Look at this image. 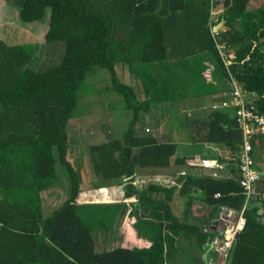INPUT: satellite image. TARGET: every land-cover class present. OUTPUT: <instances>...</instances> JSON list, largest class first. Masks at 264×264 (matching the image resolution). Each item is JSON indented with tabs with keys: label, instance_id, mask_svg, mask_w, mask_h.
<instances>
[{
	"label": "trees",
	"instance_id": "trees-1",
	"mask_svg": "<svg viewBox=\"0 0 264 264\" xmlns=\"http://www.w3.org/2000/svg\"><path fill=\"white\" fill-rule=\"evenodd\" d=\"M2 1L17 9L26 23L41 20L50 9L44 43L62 42L65 50L58 65L35 70L36 48L0 40V264H174L182 249H192L191 264H207L215 218L208 226L195 225L190 222L191 207L197 199L211 211L220 206L242 209L239 125L232 112L209 108L205 117L189 123L191 145L221 146L231 154L228 172L179 171L170 185L153 181L140 187L139 172L183 167L192 158L175 142L138 135L136 124L140 113L154 107L202 101L224 91L228 74L217 45L229 55L238 85L257 95L255 106L264 113V43H259L264 39V3L253 7L251 0H220L218 21L224 20V27L213 35L210 0ZM211 58L217 71L211 68ZM118 65L140 84L142 99L119 79ZM100 70L110 76L104 91L118 97L121 110L132 113L120 136L91 145L86 152L92 186L122 187L123 198L112 216H104L100 203H80L88 186L82 185L68 158L69 122L80 114L81 99L101 93L88 82ZM252 143L256 159L264 152V133L255 134ZM58 167L67 182L60 181ZM226 174L231 177L224 178ZM59 183L66 199L49 206L53 210L45 216L42 194ZM257 186L264 191V172ZM263 207L264 198L245 209L246 224L229 264H264V221L258 213ZM131 208L144 220L128 217L127 228L133 224L148 245L98 251V235L107 230L103 220L119 229Z\"/></svg>",
	"mask_w": 264,
	"mask_h": 264
},
{
	"label": "rangeland",
	"instance_id": "rangeland-1",
	"mask_svg": "<svg viewBox=\"0 0 264 264\" xmlns=\"http://www.w3.org/2000/svg\"><path fill=\"white\" fill-rule=\"evenodd\" d=\"M257 5H263L261 0H257ZM255 4L251 3L250 6H254ZM222 12V6H219ZM218 14H215V22L218 19ZM49 18H50V9H47L43 18L37 22L26 23L20 20L18 16V10L12 9L5 2L0 0V40L4 41L9 45H18V44H31L34 48H36L35 53V64L39 68L35 69L34 65L31 64L29 68L35 70H44L47 68H52L58 65L64 55L65 45L62 42L52 43L50 45L45 44L44 35L49 27ZM37 60V62H36ZM211 68L216 70V63L211 58ZM218 70V68H217ZM216 70V71H217ZM116 72L119 79L131 85L139 98L142 99V93L140 90V84L135 81L133 78L129 76V73L126 68H122L119 65L116 66ZM94 88L100 90V94H92L88 97H84L80 100V114L77 117L72 119L69 122V160L73 163L76 168L79 178L81 179L82 185L88 186V189H84L83 193L80 195V201H93L95 203H100L104 207V216H111L116 212V207L120 204V198L122 197V192L117 193L114 192L116 189L107 188V189H97V187L93 188V175L91 170L87 166L86 161V152L89 146L103 143L107 140H111L115 137L120 136L127 128L128 122L132 117V113L128 111L121 110L119 104L117 103L118 97H116L112 93H107L104 91L105 86H109L110 84V76L106 70H100L98 75L93 77L91 81ZM224 91H221L220 94L211 96L206 98L200 102L193 100H184L181 102L170 103L167 107H154L149 113H140L139 121L136 124V133L141 136H154L159 140L167 139L173 142L180 144L185 148L188 143H190L189 137V123L190 120L194 117H205L207 111H209L208 106L211 104V101L214 98L222 95L223 92H229V86L227 82L222 86ZM207 107V108H205ZM217 147V146H216ZM188 149H191L189 147ZM220 152L218 153L220 158L222 159L223 164L228 163L230 159H233L231 154L218 146ZM185 151V149H184ZM186 152V151H185ZM181 155V154H179ZM176 156L172 158V162ZM255 159V158H254ZM257 167L261 171L264 172V156L262 151L258 152L257 158L255 159ZM195 163V162H194ZM189 164V163H188ZM193 164V163H192ZM205 162L202 165L205 167ZM191 165V164H190ZM207 166H211L210 162ZM191 168L186 166V169H190V172H194L195 174L200 173V168H195V165H191ZM181 167L172 166V174L175 177L178 175L175 172H179ZM185 169V166L182 167ZM206 168V167H205ZM163 170V169H162ZM153 171L148 172L143 170L136 175V184L138 186L147 187L151 182L157 181L161 184L170 185L172 181L170 179H166L163 181V173L165 171ZM187 171V170H186ZM58 177L61 182H67L65 176V171L63 168L58 167ZM172 179V178H171ZM175 179V178H174ZM173 179V180H174ZM100 184V183H98ZM258 185V184H257ZM256 185V186H257ZM110 189V190H109ZM55 193H58L56 200V204H59L63 200L66 199V190L62 187V184L54 188ZM45 199H50V195L42 194ZM107 202V203H104ZM251 203L253 201H250ZM195 209H192V213L190 216V222L195 225L204 226L210 225L208 221L210 218L217 219L220 209L215 208L211 211L209 207L203 204L199 200L194 201ZM107 209V211H106ZM52 207L43 208V213L48 215L50 211H52ZM262 214V220L264 221V207L260 210ZM130 213V214H129ZM139 213V212H138ZM136 213L134 209H130L128 214L130 217H134L136 219H142V215ZM128 214L125 216L122 221L121 227L118 229L114 225L109 226L107 219L103 222H106L107 230L103 231L106 233H102L98 235L99 247H97L98 251L103 249H112L116 246H129L133 247H144L148 245L143 240L144 237H140L139 230H135V228L131 227V231H125L127 228L126 219L128 218ZM106 227H104L105 229ZM154 231H158V226H152ZM151 229V228H150ZM214 232V231H212ZM161 233L156 234V236H160ZM157 237V238H158ZM185 245L182 246V248ZM192 249L184 250L182 249V253L175 259L174 264H185L187 262H192ZM206 256V255H205ZM207 258V257H206ZM215 261V260H214ZM214 261H208L207 264H213Z\"/></svg>",
	"mask_w": 264,
	"mask_h": 264
},
{
	"label": "built area",
	"instance_id": "built-area-1",
	"mask_svg": "<svg viewBox=\"0 0 264 264\" xmlns=\"http://www.w3.org/2000/svg\"><path fill=\"white\" fill-rule=\"evenodd\" d=\"M218 2L220 0H210V24L214 22L215 14L222 13L219 8L222 5ZM259 43H264V39L259 40ZM256 46L257 42H253L252 48ZM217 49L227 70L229 92H223L222 95L214 98L208 108L232 112L240 127L241 143L237 155V168L240 176L239 185L242 188V194L245 196V202L241 210L226 206L219 207L220 212L213 225L215 230L208 242L206 254L213 256L214 264H229L234 243L246 224L245 209L250 201H258L264 198V194L256 186L261 180V172L256 167L252 143L255 134L264 133V113H260L255 106L257 95L238 85L230 71L232 61L229 59V55L225 53L224 47L217 45ZM248 59L249 57L243 62ZM205 164L207 165V163ZM230 177L231 174L224 176L226 179ZM219 197V194L215 195V198Z\"/></svg>",
	"mask_w": 264,
	"mask_h": 264
},
{
	"label": "crops",
	"instance_id": "crops-1",
	"mask_svg": "<svg viewBox=\"0 0 264 264\" xmlns=\"http://www.w3.org/2000/svg\"><path fill=\"white\" fill-rule=\"evenodd\" d=\"M262 1V3H264V0H261ZM257 0H251V3H253V4H255L253 7H257L258 5H257ZM250 3V4H251ZM222 13H220V14H218V19H217V21L215 22H213L212 24H210L209 23V25L210 26H212V30H213V28L216 26V25H218L221 21H218L219 20V17H220V15H221ZM215 24V25H214ZM223 27H224V25L222 26V28L220 29V30H222L223 29ZM219 30V31H220ZM212 34H213V32H212ZM213 35H215V34H213ZM194 102L196 101V100H193ZM205 101V100H204ZM198 102H200V101H198ZM174 103H176V102H174ZM205 108H207V107H205ZM173 142V141H172ZM176 143V142H175ZM178 144V143H177ZM179 146H180V144H178ZM189 147H191V149H188ZM180 149L182 150V152H183V154L185 155V156H187V157H190V158H192L190 161H188V163H187V165H185V169H183L182 167L180 168V170L179 171H186L187 170V172H190L188 169H186V166L188 167V168H191L190 166L191 165H195V168L197 167V168H200V173H198V174H196V175H205V174H210V173H219V174H224V173H226V172H228V170H227V163H224L223 164V162L222 161H219L218 159H219V152H220V150L218 149V147H216V146H210V145H203V146H193V145H191L190 143H188V145L185 147V148H183V146H180ZM184 149H185V151H184ZM262 154H263V156H264V152L262 151ZM195 162V163H194ZM203 162H207V164L210 162V168H205L203 165H202V163ZM193 163V164H192ZM191 164V165H190ZM184 167V166H183ZM192 169V168H191ZM219 169H221V170H219ZM192 171H193V169H192ZM191 173H193V174H195L194 172H191ZM172 178V179H171ZM174 178H176V177H174L173 176V174H172V171H171V169L169 168V169H167L164 173H163V181L164 180H166V179H170V181H172L173 182V179ZM172 182L170 183V184H172ZM164 185H166V184H164ZM95 187H97V189H100V188H103V189H107V188H114V189H116V191L114 192V194L116 195L117 193L119 194V192H122V197L120 198V203H121V200H122V198H123V191H122V187L120 186V185H118V184H115V185H113V184H110V185H107V184H103V185H100V184H97L96 186H93V188H95ZM142 187V186H141ZM259 186H257V188H258ZM56 188V187H55ZM110 190V189H109ZM262 191V190H261ZM66 193V192H65ZM263 194H264V191L262 192ZM43 194H46V195H50V199H45V203H44V206L46 207H49V206H54L55 204H56V200L57 199H55V198H57L58 196H60V195H58V193H55V191H54V189H52L50 192H43ZM44 197V196H43ZM45 198V197H44ZM80 200V199H79ZM81 201H84V200H81ZM81 201H80V203H81ZM86 202H90V201H86ZM91 202H93V201H91ZM104 203H107V202H104ZM196 207H195V204L193 203V205H192V207H191V213H192V209H195ZM136 211V210H135ZM261 212V211H260ZM136 213H138L137 211H136ZM130 214V213H129ZM128 214V217L130 216ZM139 214V213H138ZM210 222L211 221H208V223L210 224ZM124 230L125 231H128V230H130L131 231V229L130 228H125V226H124ZM205 257H207V261H214V258H213V256H211L210 254H206V256ZM214 264V263H213Z\"/></svg>",
	"mask_w": 264,
	"mask_h": 264
},
{
	"label": "water",
	"instance_id": "water-1",
	"mask_svg": "<svg viewBox=\"0 0 264 264\" xmlns=\"http://www.w3.org/2000/svg\"><path fill=\"white\" fill-rule=\"evenodd\" d=\"M223 25H224V20H222L218 25H216L213 28V30H212L213 34H217ZM258 213H260V211Z\"/></svg>",
	"mask_w": 264,
	"mask_h": 264
}]
</instances>
